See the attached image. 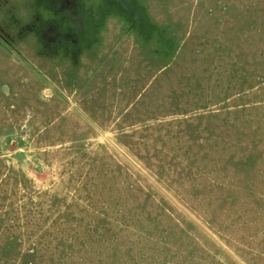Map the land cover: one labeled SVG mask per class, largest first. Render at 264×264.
Returning a JSON list of instances; mask_svg holds the SVG:
<instances>
[{
  "label": "rangeland",
  "instance_id": "1",
  "mask_svg": "<svg viewBox=\"0 0 264 264\" xmlns=\"http://www.w3.org/2000/svg\"><path fill=\"white\" fill-rule=\"evenodd\" d=\"M0 264H264V0H0Z\"/></svg>",
  "mask_w": 264,
  "mask_h": 264
}]
</instances>
